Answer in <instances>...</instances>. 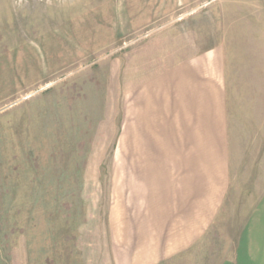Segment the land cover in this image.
<instances>
[{"label":"rangeland","instance_id":"rangeland-1","mask_svg":"<svg viewBox=\"0 0 264 264\" xmlns=\"http://www.w3.org/2000/svg\"><path fill=\"white\" fill-rule=\"evenodd\" d=\"M210 48L230 189L200 241L161 264H264V0H0V264H112L127 91Z\"/></svg>","mask_w":264,"mask_h":264},{"label":"crops","instance_id":"crops-1","mask_svg":"<svg viewBox=\"0 0 264 264\" xmlns=\"http://www.w3.org/2000/svg\"><path fill=\"white\" fill-rule=\"evenodd\" d=\"M224 77L223 54L210 48L128 89L109 157L112 264H161L214 223L231 177Z\"/></svg>","mask_w":264,"mask_h":264}]
</instances>
